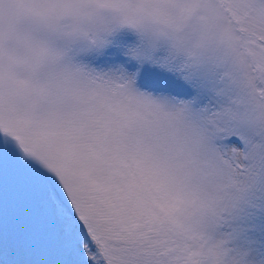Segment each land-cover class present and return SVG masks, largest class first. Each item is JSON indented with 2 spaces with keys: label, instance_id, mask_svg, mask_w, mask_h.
<instances>
[{
  "label": "snow or ice",
  "instance_id": "6c2138e0",
  "mask_svg": "<svg viewBox=\"0 0 264 264\" xmlns=\"http://www.w3.org/2000/svg\"><path fill=\"white\" fill-rule=\"evenodd\" d=\"M0 264H264V0H0Z\"/></svg>",
  "mask_w": 264,
  "mask_h": 264
}]
</instances>
